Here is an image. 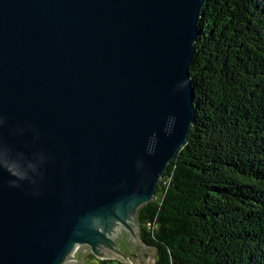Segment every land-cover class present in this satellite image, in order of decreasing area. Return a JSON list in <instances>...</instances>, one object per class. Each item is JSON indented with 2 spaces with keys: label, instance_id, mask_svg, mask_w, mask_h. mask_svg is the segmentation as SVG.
<instances>
[{
  "label": "water",
  "instance_id": "95a60500",
  "mask_svg": "<svg viewBox=\"0 0 264 264\" xmlns=\"http://www.w3.org/2000/svg\"><path fill=\"white\" fill-rule=\"evenodd\" d=\"M204 1L0 0V264H135L113 239L187 141Z\"/></svg>",
  "mask_w": 264,
  "mask_h": 264
},
{
  "label": "trees",
  "instance_id": "16d2710c",
  "mask_svg": "<svg viewBox=\"0 0 264 264\" xmlns=\"http://www.w3.org/2000/svg\"><path fill=\"white\" fill-rule=\"evenodd\" d=\"M194 115L136 213L155 264H264V0H205Z\"/></svg>",
  "mask_w": 264,
  "mask_h": 264
},
{
  "label": "rangeland",
  "instance_id": "374dc122",
  "mask_svg": "<svg viewBox=\"0 0 264 264\" xmlns=\"http://www.w3.org/2000/svg\"><path fill=\"white\" fill-rule=\"evenodd\" d=\"M131 221L130 217L128 223L131 225L132 232L118 227L117 234L113 239L114 245L121 253L131 258L135 264H155V251L140 242L138 230ZM74 259L73 263L75 264H129L122 257L114 254L105 259H99L95 257V253L88 246L80 247Z\"/></svg>",
  "mask_w": 264,
  "mask_h": 264
},
{
  "label": "built area",
  "instance_id": "2783aa9c",
  "mask_svg": "<svg viewBox=\"0 0 264 264\" xmlns=\"http://www.w3.org/2000/svg\"><path fill=\"white\" fill-rule=\"evenodd\" d=\"M78 250H79V247L76 246L74 248V250L72 251V253L69 254L68 259H67L68 262H74L75 261V259H74L75 258V254L78 253Z\"/></svg>",
  "mask_w": 264,
  "mask_h": 264
}]
</instances>
